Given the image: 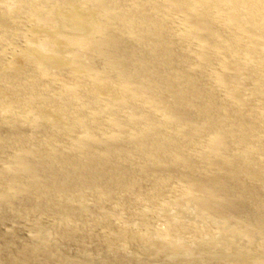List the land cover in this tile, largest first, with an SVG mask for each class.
Masks as SVG:
<instances>
[{"label": "rangeland", "instance_id": "1", "mask_svg": "<svg viewBox=\"0 0 264 264\" xmlns=\"http://www.w3.org/2000/svg\"><path fill=\"white\" fill-rule=\"evenodd\" d=\"M52 1L0 0V264H264V35L252 34V29L264 33L261 18L235 0L223 6L220 0H68L57 7L59 15L53 11L52 25L45 14L55 9L58 0ZM253 1L264 5L263 0ZM68 14L88 24L96 16L108 23V37L120 41L121 52L113 62L103 63L107 72L99 71L102 64L90 60L86 49L65 50L69 62L81 61L83 68L75 70L46 65L33 56V51L54 55L46 37L59 45L86 44L84 35L64 25ZM213 180L220 187L227 183L232 191L225 195L218 188L212 196L205 195L201 187Z\"/></svg>", "mask_w": 264, "mask_h": 264}, {"label": "bare ground", "instance_id": "2", "mask_svg": "<svg viewBox=\"0 0 264 264\" xmlns=\"http://www.w3.org/2000/svg\"><path fill=\"white\" fill-rule=\"evenodd\" d=\"M14 1V0H13ZM18 1V0H17ZM53 1H57V0H53ZM52 1V2H53ZM68 0H58L57 1V5L55 6V9L54 8H51V9H49L48 8V10H46L45 11V14H46V16L49 18V22H50V24H52V23H54V19H53V17H54V15H55V13H56V15H59L58 13H57V7H59V5H61V6H65V4H66V2H67ZM110 1V0H109ZM120 1H123V0H120ZM137 1H139V0H137ZM151 1V0H150ZM156 1V0H155ZM164 1V0H163ZM170 1V0H169ZM222 1V2H221ZM236 2H237V4L238 5H240V8H246V9H250L249 11L250 12H252L251 14H254V16L255 17H257V18H259V20H260V18H261V21L262 22H264V15H262L261 14V12L262 11H264V5L263 6H260V5H262L263 4V2H262V4H260L259 3V5H257L256 4V2L255 1H253V0H248V2L247 1H244V0H235ZM264 1V0H263ZM2 2V1H1ZM7 2V1H6ZM10 2V1H9ZM24 2V1H23ZM37 2H38V0H37ZM40 2V1H39ZM43 2V1H42ZM134 2H135V0H134ZM133 2V3H134ZM140 2V1H139ZM159 2V1H158ZM158 2H156V3H158ZM227 2V0H220V5L221 6H223V4L224 3H226ZM228 2H229V0H228ZM8 3V2H7ZM14 3V2H13ZM34 3V2H33ZM33 3L31 4L32 6H33ZM125 3V2H124ZM152 3H153V0H152ZM166 3V1L164 2V4ZM177 3V2H176ZM9 4V3H8ZM16 4V3H15ZM22 4V3H21ZM25 4V3H24ZM23 4V5H24ZM27 4H29V3H27ZM26 4V5H27ZM41 4V3H40ZM46 4H47V2H46ZM108 4V3H107ZM118 4H119V2H118ZM121 4V3H120ZM141 4V3H140ZM139 4V5H140ZM192 4V3H191ZM17 5H20V4H17ZM45 5V4H44ZM124 5V4H123ZM123 5H121V6H123ZM148 5V4H147ZM152 5V4H151ZM207 5H211V4H207ZM206 5V6H207ZM212 5H213V3H212ZM14 6V5H13ZM12 5H11V7H13ZM28 6V5H27ZM131 6V5H130ZM134 6H135V4H134ZM136 6H138L137 4H136ZM162 6V5H161ZM165 6V5H164ZM180 6V5H179ZM191 6V5H190ZM199 6H201V5H199ZM199 6H197V7H199ZM258 6V7H257ZM29 7V6H28ZM34 7V6H33ZM50 7V6H49ZM105 7H106V5H105ZM124 7V6H123ZM141 7V6H140ZM167 7V6H166ZM172 7H173V5H172ZM228 7V6H227ZM256 7L258 8V10H256ZM21 8H22V6H21ZM43 8H44V6H43ZM109 8V7H108ZM113 8H114V6H113ZM118 8H119V6H118ZM174 8H175V6H174ZM192 8V7H191ZM201 8V7H200ZM209 8H211V7H209ZM217 8V7H216ZM229 8V7H228ZM227 8V9H228ZM16 9H20L19 7L17 8L16 7ZM36 9V8H35ZM38 9V8H37ZM116 9V8H115ZM126 10H128L127 9V7L125 8ZM130 9V8H129ZM131 9H133V7L131 8ZM134 9H136V8H134ZM138 9H139V7H138ZM143 9V8H142ZM176 9H177V7H176ZM176 9H174V10H176ZM224 9V8H223ZM222 9V10H223ZM245 9V10H246ZM22 10V9H21ZM20 10V11H21ZM45 10V9H44ZM100 10L102 11V10H105V8H103V5H101L100 6ZM107 10V9H106ZM212 10V9H211ZM237 10V9H236ZM259 10H261V11H259ZM9 11V10H8ZM11 11V10H10ZM14 11V10H13ZM53 11H55V13L53 12ZM59 11H61V10H59ZM110 11V10H109ZM114 11V10H113ZM132 11V10H131ZM130 11V12H131ZM138 11V10H137ZM173 11V10H172ZM192 11H193V9H192ZM200 11V10H199ZM202 11V10H201ZM206 11V10H205ZM215 11V10H214ZM21 12H23V11H21ZM35 12H36V10H35ZM41 12H42V10H41ZM53 12V13H52ZM62 12H64L63 10H62ZM117 12V11H116ZM116 12H113V14L114 13H116ZM127 12V11H126ZM128 12H129V10H128ZM175 12V11H174ZM203 12V11H202ZM201 12V14H203ZM216 12H217V10H216ZM224 12V11H223ZM222 12V13H223ZM238 12V11H237ZM11 13V12H10ZM16 13V12H15ZM18 13H20V12H18ZM112 13V12H111ZM124 13H125V11H124ZM155 13V12H154ZM180 13V12H179ZM192 13V12H191ZM213 13V12H212ZM26 14V13H25ZM33 14V13H32ZM119 14V13H118ZM132 14V13H131ZM143 14V13H142ZM173 14V13H172ZM176 14V13H175ZM187 14V13H186ZM198 14V13H197ZM211 14V13H210ZM219 14V13H218ZM224 14V13H223ZM21 15V14H20ZM19 15V16H20ZM41 15V14H40ZM44 15V14H43ZM64 15V14H63ZM109 15H110V13H109ZM139 15V14H138ZM154 15V14H153ZM221 15V14H220ZM240 15V14H239ZM22 16V15H21ZM36 16V15H35ZM45 16V15H44ZM66 16V15H65ZM103 16V15H102ZM107 16V15H106ZM112 16V15H111ZM127 16V15H126ZM136 16V15H135ZM140 16V15H139ZM179 16V15H178ZM199 16V15H198ZM222 16V15H221ZM233 16H234V14H233ZM252 16V15H251ZM18 17V16H17ZM23 17V16H22ZM27 17V16H26ZM30 17V16H29ZM120 17V16H119ZM175 17V16H174ZM181 17V16H180ZM184 17V16H183ZM220 17V16H219ZM225 17V16H224ZM227 17V16H226ZM238 17V16H237ZM242 17V16H241ZM1 18V17H0ZM19 18V17H18ZM40 18L42 19V17L40 16ZM105 18V17H104ZM130 18V17H129ZM133 18V17H132ZM142 18V17H141ZM151 18V17H150ZM155 18V17H154ZM176 18V17H175ZM201 18V17H200ZM216 18V17H215ZM222 18H223V16H222ZM17 19V18H16ZM20 19V18H19ZM26 19V18H25ZM93 19V18H92ZM135 19V18H134ZM137 19V18H136ZM140 19V18H139ZM178 19V18H177ZM182 19H184V18H182ZM186 19V18H185ZM190 19V18H189ZM188 19V20H189ZM203 19V18H202ZM207 19V18H206ZM221 19V18H220ZM226 19V18H225ZM243 19H244V17H243ZM43 20V19H42ZM60 20H62V19H60ZM83 20H84V18H83ZM110 20V19H109ZM128 20V19H127ZM131 20V19H130ZM129 20V21H130ZM152 20H154V19H152ZM156 20V19H155ZM197 20V19H196ZM223 20H224V18H223ZM24 19H23V23H24ZM114 21H115V19H114ZM124 21V20H123ZM126 21V20H125ZM146 21V20H145ZM144 21V22H145ZM148 21V20H147ZM151 20H149V22H150ZM184 21H186V20H184ZM193 21H195V20H193ZM199 21V20H198ZM205 21V20H204ZM209 21V20H208ZM222 21V20H221ZM22 22V21H21ZM45 22V21H44ZM58 22H60V21H58ZM111 22V21H110ZM132 22H133V20H132ZM135 22H137L136 20H135ZM140 22V21H139ZM142 22V21H141ZM158 22V21H157ZM189 22V21H188ZM197 22V21H196ZM47 23V22H46ZM65 24L64 25H66L70 30H73V32L75 31V32H77V33H80V34H82V36L84 35L86 38H87V40H86V44L83 46L82 44L83 43H80L79 41H70V42H66V43H64L63 45H59V44H57V42L55 41V40H53V39H51L50 37H46V41H47V43H48V45L53 49V52H55L54 53V55L53 56H47V55H45L46 53H47V51H46V53L45 54H43V53H39V52H35V51H33V48H32V50L31 51H33L34 52V54H33V56H35L36 57V59H38V60H40V62H42V63H44V64H50V65H52L53 67H55V66H57V67H59V68H61V67H65V68H73L74 70L76 69L75 67H79L80 69L81 68H83V66H80V64H79V61L77 60V59H74V60H72V61H68L66 58H65V50L66 49H68V48H76L77 50H75V52L76 51H79L80 53H82V51H84V49H86L85 51H87V52H90L89 54H88V56H89V59L91 60V59H93L94 61H96V62H98L99 64H102L101 66V68H100V70L97 68L96 70H99V71H101L102 72V70L104 71V72H107L106 70L107 69H109V67H107L106 65L104 66V64L103 63H105L106 62V64H107V61H109L110 63H111V61L113 62L114 61V59H112V58H114L115 57V55H116V52H121V51H119L120 49H121V45L119 44L120 43V41L118 42V41H111V39L108 37L109 35V33H108V27H107V25H108V23H107V25H106V23L104 22V21H102L100 18H98L97 16L93 19V20H89V24H88V22L86 21V22H83L82 20H80L79 18H77L76 17V15H72V14H68L67 16H66V18H65V22H64ZM86 23V24H85ZM138 23V22H137ZM148 23V22H147ZM154 23V22H153ZM161 23V22H160ZM163 23V22H162ZM190 23H192V21L190 22ZM195 23V22H194ZM253 23V22H252ZM22 24V23H21ZM42 24H43V22H42ZM59 24V23H58ZM112 24V23H111ZM125 24V23H124ZM128 24H129V22H128ZM134 24V23H133ZM136 24V23H135ZM139 24H141V23H139ZM148 24H150V23H148ZM165 24V23H164ZM184 24V23H183ZM199 24H201V22H199ZM204 24V23H203ZM208 24V23H207ZM206 24V25H207ZM47 25V24H46ZM53 25V24H52ZM143 25V24H142ZM145 25V24H144ZM192 25V24H191ZM194 25H196V24H194ZM202 25V24H201ZM221 25V24H220ZM222 25H223V23H222ZM221 25V26H222ZM21 26V25H20ZM141 26V25H140ZM150 26V25H149ZM153 26V25H152ZM151 26V27H152ZM156 26V25H155ZM154 26V27H155ZM200 26V25H199ZM204 26V25H203ZM236 26V25H235ZM238 26V25H237ZM9 27V26H8ZM23 27V26H22ZM115 27H116V25H115ZM131 27H133V26H131ZM139 27V26H138ZM143 27V26H142ZM141 27V28H142ZM146 27V26H145ZM157 27V26H156ZM161 27V26H160ZM181 27V26H180ZM191 27V26H190ZM205 27H207V26H205ZM254 27V26H253ZM17 28V27H16ZM20 28V27H19ZM59 28V27H58ZM113 28V27H112ZM224 28V27H223ZM239 28V27H238ZM237 28V29H238ZM264 28V27H263ZM67 29V28H66ZM128 29V28H127ZM147 29V28H146ZM149 29H150V27H149ZM162 29V28H161ZM165 29V28H164ZM194 29V28H193ZM208 29V28H207ZM24 30V29H23ZM61 30V29H60ZM119 30V29H118ZM131 30V29H130ZM133 30V29H132ZM160 30V29H159ZM166 30V29H165ZM164 30V31H165ZM185 30V29H184ZM191 30V29H190ZM209 30V29H208ZM222 30V29H221ZM233 30H234V27H233ZM243 30V29H242ZM253 30V32H252V34L254 33V34H256V33H258V35H264V33H261V32H259V30H257V29H252ZM113 31V30H112ZM150 31H152V29H150ZM167 31V30H166ZM165 31V32H166ZM171 31V30H170ZM180 31V30H179ZM204 31V30H203ZM210 31V30H209ZM211 31H213V30H211ZM244 31V30H243ZM242 31V32H243ZM61 32V31H60ZM114 32V31H113ZM117 32V31H116ZM128 32H129V30H128ZM147 32V31H146ZM182 32V31H181ZM233 32V31H232ZM246 32V31H245ZM244 32V33H245ZM248 32V31H247ZM63 33V32H62ZM124 33V32H123ZM136 33V32H135ZM144 33V32H143ZM159 33V32H158ZM171 33V32H170ZM169 33V34H170ZM203 33V32H202ZM240 33H241V31H240ZM118 34H119V32H118ZM147 34V33H146ZM153 34V33H152ZM151 34V36H153ZM155 34V33H154ZM167 34V33H166ZM169 34L167 35V36H169ZM182 34V33H181ZM211 34V33H210ZM218 34V33H217ZM247 34V33H246ZM249 34V33H248ZM251 34V35H252ZM37 35V34H36ZM76 35V34H75ZM120 35V34H119ZM122 35V34H121ZM120 35V36H121ZM124 35V34H123ZM127 35H129V33L127 34ZM141 35V34H140ZM139 35V36H140ZM204 35V34H203ZM214 35V34H213ZM235 35H237V34H235ZM257 35V34H256ZM33 36V35H32ZM40 36V35H39ZM176 36H178L177 34H176ZM181 36V35H180ZM221 36V35H220ZM220 36H219V38H220ZM241 36H242V34H241ZM254 36V35H253ZM117 37V36H116ZM146 37V36H145ZM165 37V36H164ZM170 37V36H169ZM186 37V36H185ZM191 37V36H190ZM205 37H206V35H205ZM247 37V36H246ZM252 37V36H251ZM257 37V36H256ZM37 38V37H36ZM126 38H127V36H126ZM136 38V37H135ZM139 38V37H138ZM152 38V37H151ZM160 38V37H159ZM182 38H183V35H182ZM187 38V37H186ZM203 38V37H202ZM202 38H201V41H203L202 40ZM211 38V37H210ZM217 38V37H216ZM245 38V37H244ZM42 39H43V37H42ZM128 39V38H127ZM130 39V38H129ZM128 39V40H129ZM145 39V38H144ZM155 39V38H154ZM158 39V38H157ZM164 39V38H163ZM169 39V38H168ZM177 39V38H176ZM191 39H193V38H191ZM204 39V38H203ZM206 39H208V37L206 38ZM247 39V38H246ZM260 39V38H259ZM15 40V39H14ZM135 40V39H134ZM159 40V39H158ZM178 40V39H177ZM184 40H185V38H184ZM195 40V39H194ZM198 40V39H197ZM209 40V39H208ZM207 40V41H208ZM220 40V39H219ZM239 40H240V38H239ZM239 40H238V42H239ZM30 41V40H29ZM83 41H85V40H83ZM142 41V40H141ZM149 41H150V39H149ZM152 41V40H151ZM150 41V42H151ZM154 41V40H153ZM161 41V40H160ZM165 41V40H164ZM179 41V40H178ZM180 41H181V39H180ZM183 41V40H182ZM187 41V40H186ZM190 41V40H189ZM212 41V40H211ZM225 41V40H224ZM241 41V40H240ZM251 41V40H250ZM250 41H248V43L250 42ZM261 41V40H260ZM17 42V41H16ZM131 42V41H130ZM140 42V41H139ZM166 42H167V40H166ZM192 42H194V41H192ZM210 42V41H209ZM219 42V41H218ZM237 42V41H236ZM252 42V41H251ZM14 43V42H13ZM27 43H30V42H27ZM33 43V42H32ZM44 43V42H43ZM128 43V42H127ZM142 43V42H141ZM147 43V42H146ZM145 43V44H146ZM157 43V42H156ZM189 43V42H188ZM200 43V42H199ZM206 43V42H205ZM204 43V44H205ZM219 43H221V42H219ZM223 43V42H222ZM15 44V43H14ZM36 44V43H35ZM45 44V43H44ZM126 44V43H125ZM150 44H152V43H150ZM178 44V43H177ZM185 44V43H184ZM197 43H195V45H196ZM210 44V43H209ZM240 44V43H239ZM250 44V43H249ZM13 45V44H12ZM16 45V44H15ZM14 45V46H15ZM22 45V44H21ZM33 45H34V43H33ZM142 45V44H141ZM165 45H167V44H165ZM192 45V44H191ZM225 45V44H224ZM223 45V46H224ZM246 45V44H245ZM263 45V44H262ZM13 46V47H14ZM20 46V45H19ZM18 46V47H19ZM25 46V45H24ZM27 46V45H26ZM71 46V47H70ZM130 46V45H129ZM146 46V45H145ZM157 46V45H156ZM180 46V45H179ZM192 46H194V45H192ZM199 46H200V44H199ZM201 46H202V44H201ZM221 46H222V44H221ZM254 46H255V44H254ZM256 46H257V43H256ZM6 47V46H5ZM29 47V46H28ZM37 47V46H36ZM40 47V46H39ZM123 47H125V46H123ZM151 47V46H150ZM190 47V46H189ZM258 47V46H257ZM17 48V47H16ZM19 48H21V47H19ZM74 48V49H75ZM129 48V47H128ZM133 48H135V47H133ZM152 48V47H151ZM174 48V47H173ZM196 48H197V46H196ZM223 48V47H222ZM245 48V47H244ZM14 49V48H13ZM25 49V48H24ZM27 49V48H26ZM36 49V48H35ZM40 49H42V48H40ZM138 49V48H137ZM158 49V48H157ZM165 49V48H164ZM163 49V50H164ZM168 49V48H167ZM189 49H192V48H189ZM194 49V48H193ZM198 49V48H197ZM200 49V48H199ZM202 49V48H201ZM224 49V48H223ZM229 49V48H228ZM258 49H259V47H258ZM257 49V50H258ZM5 50V49H4ZM22 50V49H21ZM29 50H30V47H29ZM124 50V49H123ZM149 50V49H148ZM155 50H156V48H155ZM182 50V49H181ZM188 50V49H187ZM205 50V49H204ZM9 51V50H8ZM43 51V50H42ZM84 51V52H85ZM191 51V50H190ZM197 51H199V50H197ZM248 51V50H247ZM250 51V50H249ZM255 51V50H254ZM3 52V51H2ZM12 52H13V50H12ZM20 52V51H19ZM23 52V51H22ZM25 52V51H24ZM27 52V51H26ZM134 52V51H133ZM156 52V51H155ZM166 52V51H165ZM169 52V51H168ZM193 52V51H192ZM252 52V51H251ZM258 52V51H257ZM4 53V52H3ZM14 53V52H13ZM31 53V52H30ZM103 53H106L107 54V56L106 55H104ZM146 53V52H145ZM163 53V52H162ZM194 53V52H193ZM200 53H201V51H200ZM0 54H1V52H0ZM7 54V53H6ZM8 54H10V53H8ZM27 54V53H26ZM53 54V53H52ZM51 54V55H52ZM130 54V53H129ZM142 54V53H141ZM187 54V53H186ZM196 54H198V53H196ZM204 54V53H203ZM229 54V53H228ZM233 54V53H232ZM264 54V53H263ZM3 55V54H2ZM5 55V54H4ZM19 55V54H18ZM28 55V54H27ZM74 55V54H73ZM119 55V54H118ZM173 55V54H172ZM190 55V54H189ZM188 55V56H189ZM259 55H260V53H259ZM16 56V55H15ZM20 56V55H19ZM19 56H18V58H19ZM29 56V55H28ZM32 56V57H33ZM120 56V55H119ZM141 56V55H140ZM165 56V55H164ZM229 56H231V54L229 55ZM3 57V56H2ZM7 57V56H6ZM10 57V56H9ZM13 57V56H12ZM21 58H22V56H20ZM73 57V56H72ZM75 57V56H74ZM129 57V56H128ZM138 57V56H137ZM159 57V56H158ZM232 57V56H231ZM81 58V57H80ZM85 58V57H84ZM126 58V57H125ZM133 58V57H132ZM165 58V57H164ZM230 58V57H229ZM228 58V59H229ZM250 58V57H249ZM257 58V57H256ZM1 59V58H0ZM28 59V58H27ZM34 59V58H33ZM68 59H69V57H68ZM120 59V58H119ZM231 59V58H230ZM252 59H254L253 57H252ZM261 60H262V58H260ZM12 60V59H11ZM31 60V59H30ZM83 60V59H82ZM120 60H122V59H120ZM126 60V59H125ZM145 60V59H144ZM158 60H160V59H158ZM181 60V59H180ZM256 60V59H255ZM16 62H17V60H15ZM20 61V60H19ZM28 61V60H27ZM33 61V60H32ZM31 61V62H32ZM34 61H36V60H34ZM84 61V60H83ZM131 62L133 61V59H131L130 60ZM228 61V60H227ZM259 61V60H258ZM257 61V62H258ZM263 61V60H262ZM39 62V61H38ZM81 62V61H80ZM86 62H87V60H86ZM85 62V63H86ZM155 62V61H154ZM158 62V61H157ZM247 62V61H246ZM7 63V62H6ZM9 63V62H8ZM37 63V62H36ZM36 63H34V65L36 64ZM109 63V64H110ZM115 63V62H114ZM113 63V64H114ZM120 63V62H119ZM122 63V62H121ZM133 63V62H132ZM131 63V64H132ZM148 63V62H147ZM152 63V62H151ZM259 63V62H258ZM264 63V62H263ZM4 64H5V62H4ZM30 64V63H29ZM82 64V63H81ZM122 64H124V62L122 63ZM129 64V63H128ZM172 64V63H171ZM9 65V64H8ZM15 65V64H14ZM18 65V64H17ZM33 65V66H34ZM43 65V64H42ZM85 65V64H84ZM91 64H89V66H90ZM92 65H93V62H92ZM95 65V64H94ZM112 65V64H111ZM121 65V64H120ZM143 65H145V64H143ZM262 65V64H261ZM137 66V65H136ZM167 66V65H166ZM4 67V66H3ZM20 67V66H19ZM38 67H40V65L38 66ZM50 67V66H49ZM86 67H88L87 65H86ZM85 67V68H86ZM91 67V66H90ZM98 67V66H97ZM107 67V68H106ZM176 67H179V66H176ZM183 67H185V66H183ZM188 67V66H187ZM6 68H8V67H6ZM35 68V67H34ZM89 68V67H88ZM122 68V67H121ZM127 68V67H126ZM129 68V67H128ZM128 68H127V70H128ZM133 68V67H132ZM139 68H140V66H139ZM143 68V67H142ZM174 68V67H173ZM257 68V67H256ZM39 69V68H38ZM68 69V70H69ZM119 69V68H118ZM130 69V68H129ZM149 69H150V67H149ZM263 69V68H262ZM261 69V70H262ZM1 70H4V69H1ZM0 70V71H1ZM9 70H11V69H9ZM30 70H33V68H30ZM62 70V69H61ZM67 70V69H66ZM65 70V71H66ZM67 70V71H68ZM72 70V69H71ZM85 70H87V69H85ZM125 70V69H124ZM126 70V71H127ZM164 70V69H163ZM7 71V70H6ZM27 71V70H26ZM29 71V70H28ZM63 71V70H62ZM121 71H123V70H121ZM129 71H132V70H129ZM140 71V70H139ZM143 71V70H142ZM147 71V70H146ZM150 71V70H149ZM160 71V70H159ZM72 72V71H71ZM76 72V71H75ZM84 72V71H83ZM92 72H93V70H92ZM98 72V71H97ZM112 72V71H111ZM254 72H255V70H254ZM258 72H260V71H258ZM30 73V72H29ZM37 73V72H36ZM39 73V72H38ZM70 73V72H69ZM68 73V74H69ZM146 73V72H145ZM149 73V72H148ZM5 74V73H4ZM16 74V73H15ZM17 74H18V72H17ZM16 74V75H17ZM80 74H82V73H80ZM106 76H107V74L106 73H104ZM115 74V73H114ZM119 74H121V72L119 73ZM127 74V73H126ZM175 74V73H174ZM2 75V74H1ZM34 75V74H33ZM37 75H39V74H37ZM84 75V74H83ZM87 75V74H86ZM133 76H135V75H139L138 74V72L137 73H135V75L134 74H132ZM142 75V74H141ZM145 75V74H144ZM153 75V74H152ZM12 76V75H11ZM32 76V75H31ZM48 76V75H47ZM70 76V75H69ZM79 76V75H78ZM85 76V75H84ZM97 76H99L98 74H97ZM101 76V75H100ZM113 76H115V75H113ZM130 76V75H129ZM159 76V75H158ZM157 76V77H158ZM87 77H89V76H87ZM96 77V76H95ZM95 77H94V79H95ZM110 77H112V76H110ZM141 77V76H140ZM145 77V76H144ZM175 77V76H174ZM24 78V77H23ZM47 78V77H46ZM65 78V77H64ZM70 78V77H69ZM100 78V77H99ZM104 78V77H103ZM108 78V77H107ZM127 78H128V76H127ZM147 78V77H146ZM149 78V77H148ZM177 78V77H176ZM175 78V79H176ZM251 78V77H250ZM249 78V79H250ZM13 79H14V77H13ZM29 79V78H28ZM34 79V78H33ZM32 79V80H33ZM85 79H86V77H85ZM97 80H98V78H96ZM105 79V78H104ZM110 79V78H109ZM113 79V78H112ZM116 79V78H115ZM120 79V78H119ZM125 79V78H124ZM130 79H132V78H130ZM134 79V78H133ZM132 79V80H133ZM154 79V78H153ZM152 79V80H153ZM193 79V78H192ZM30 80V79H29ZM72 80V79H71ZM108 80V79H107ZM139 80V79H138ZM144 80V79H143ZM142 80V81H143ZM146 80V79H145ZM144 80V81H145ZM170 80V79H169ZM1 81V80H0ZM4 81H6V80H4ZM35 81V80H34ZM60 81V80H59ZM76 81V80H75ZM78 81H80V80H78ZM91 81V80H90ZM105 81V80H104ZM149 81V80H148ZM175 81V80H174ZM9 82V81H8ZM24 82H25V80H24ZM47 82V81H46ZM69 82V81H68ZM71 82V81H70ZM69 82V83H70ZM92 82V81H91ZM110 82V81H109ZM116 82V81H115ZM114 82V83H115ZM134 82V81H133ZM139 82H140V80H139ZM139 82H138V84H139ZM146 82V81H145ZM152 82V81H151ZM50 83V82H49ZM67 83V82H66ZM73 83H74V81H73ZM99 83V82H98ZM100 83H101V81H100ZM105 83H106V81H105ZM112 83V85H113V82H111ZM126 83H128V82H126ZM131 83V82H130ZM150 83V82H149ZM158 83V82H157ZM179 83V82H178ZM37 84H38V82H37ZM106 84H108V83H106ZM116 84V83H115ZM119 84V83H118ZM120 84H121V82H120ZM124 84V83H123ZM135 84V83H134ZM134 84H132V85H134ZM141 84V83H140ZM1 85V84H0ZM3 85V84H2ZM11 85V84H10ZM39 85V84H38ZM52 85H53V82H52ZM52 85H49V86H52ZM60 85V84H59ZM62 85V84H61ZM64 85V84H63ZM89 85V84H88ZM111 85V86H112ZM28 86V85H27ZM45 86H46V84H45ZM71 86V85H70ZM69 86V87H70ZM78 86V85H77ZM80 86V85H79ZM78 86V87H79ZM99 86H100V84H99ZM146 86V85H145ZM148 86V85H147ZM161 86V85H160ZM179 86V85H178ZM184 86V85H183ZM39 87V86H38ZM57 87V86H56ZM113 87V86H112ZM111 87V88H112ZM121 87V86H120ZM130 87V86H129ZM132 87V86H131ZM135 87V86H134ZM138 87V86H137ZM154 87H155V85L153 86V88H151V89H154ZM169 87V86H168ZM182 87V86H181ZM6 88V87H5ZM36 88V87H35ZM43 88H44V86H43ZM67 88V87H66ZM93 88V87H92ZM98 88V87H97ZM100 88V87H99ZM98 88V89H99ZM103 88V87H102ZM116 88V87H115ZM118 88H119V86H118ZM140 88V87H139ZM143 88H145V87H143ZM149 88V87H148ZM177 88V87H176ZM11 89V88H10ZM33 89V88H32ZM40 89H41V87H40ZM48 89V88H47ZM70 89V88H69ZM79 89V88H78ZM89 89H90V87H89ZM107 89H109V88H107ZM113 89V88H112ZM130 89V88H129ZM146 89V88H145ZM157 89V88H156ZM162 89V88H161ZM12 90H13V88H12ZM11 90V91H12ZM38 90V89H37ZM56 90V89H55ZM60 90V89H59ZM65 90V89H64ZM63 90V91H64ZM74 90V89H73ZM84 90H86V88L84 89ZM83 90V91H84ZM93 90V89H92ZM106 90V89H105ZM115 90V89H114ZM168 90V89H167ZM10 91V90H9ZM35 90H33V92H34ZM49 91H50V89H49ZM58 91V90H57ZM72 91V90H71ZM75 91V90H74ZM77 91H79V90H77ZM94 91V90H93ZM135 91V90H134ZM133 91V92H134ZM145 91V90H144ZM151 91V90H150ZM160 91V90H159ZM177 91V90H176ZM40 92H41V90H40ZM54 92V91H53ZM59 92H62V91H59ZM65 92V91H64ZM97 92V91H96ZM95 92V93H96ZM99 92H100V90H99ZM122 92V91H121ZM126 92V91H125ZM125 92H124V94H125ZM132 92V91H131ZM132 92V93H133ZM137 92V91H136ZM147 92V91H146ZM153 92V91H152ZM181 92H182V90H181ZM180 92V93H181ZM76 93V92H75ZM74 93V94H75ZM88 93V92H87ZM90 93V92H89ZM116 93V92H115ZM119 93V92H118ZM123 93V92H122ZM143 93V92H142ZM186 92H184V94H185ZM188 93V92H187ZM186 93V94H187ZM34 94V93H33ZM55 94V93H54ZM79 94V93H78ZM81 94V93H80ZM123 94V95H124ZM130 93H128V95H129ZM134 94V93H133ZM136 94V93H135ZM134 94V95H135ZM146 94V93H145ZM183 94V93H182ZM31 95V94H30ZM45 95V94H44ZM57 95V94H56ZM71 95V94H70ZM98 95V94H97ZM103 95V94H102ZM115 95V94H114ZM117 95V94H116ZM143 95V94H142ZM38 96H40V95H38ZM46 96V95H45ZM59 96V95H58ZM66 96V95H65ZM80 96V95H79ZM105 96V95H104ZM153 96V95H152ZM76 97V96H75ZM78 97V96H77ZM99 97H100V95H99ZM106 97H108V96H106ZM105 97V98H106ZM120 97V96H119ZM132 97V96H131ZM139 97H141V96H139ZM145 97V96H144ZM151 97V96H150ZM154 97V96H153ZM162 97V96H161ZM164 97H165V95H164ZM225 97H226V95H225ZM225 97H223V98H225ZM42 98V97H41ZM90 98V97H89ZM94 98V97H93ZM124 98H125V96H124ZM127 98V97H126ZM129 98H130V96H129ZM135 98H137V95H135ZM143 98V97H142ZM147 98V97H146ZM173 98V97H172ZM178 98V97H177ZM177 98H176V100H177ZM182 98V97H181ZM185 98V97H184ZM39 99V98H38ZM53 99V98H52ZM69 99V98H68ZM96 99H97V97H96ZM101 99V98H100ZM110 99H113V97L112 98H110ZM110 99H108V100H110ZM119 99V98H118ZM123 99V98H122ZM132 99V98H131ZM131 99H130V101H131ZM150 99V98H149ZM165 99V98H164ZM174 99H175V97H174ZM40 100V99H39ZM51 100V99H50ZM65 100V99H64ZM70 100H72V99H70ZM78 100H79V98H78ZM77 100V101H78ZM84 100V99H83ZM87 100V99H86ZM94 100H95V98H94ZM98 100V99H97ZM102 100V99H101ZM141 100V99H140ZM73 101H74V99H73ZM73 101H71V102H73ZM82 101V100H81ZM99 101V100H98ZM107 101V100H106ZM113 101V100H112ZM111 101V102H112ZM116 101V100H115ZM121 101V100H120ZM119 101V102H120ZM125 101V100H124ZM133 101V100H132ZM138 101V100H137ZM165 101V100H164ZM171 101V100H170ZM169 101V102H170ZM64 102V101H63ZM84 102V101H83ZM97 102V101H96ZM100 102V101H99ZM104 102V101H103ZM102 102V103H103ZM140 102H143L142 100L140 101ZM43 103V102H42ZM50 103V102H49ZM91 103V102H90ZM136 103V102H135ZM144 103H145V101H144ZM144 103H143V105H144ZM150 103V102H149ZM154 103V102H153ZM44 104V103H43ZM71 104V103H70ZM92 104V103H91ZM141 104V103H140ZM146 104V103H145ZM156 104V103H155ZM183 104H184V102H183ZM55 105V104H54ZM58 105V104H57ZM59 105H61V104H59ZM109 105H110V103H109ZM122 105H124V103L122 104ZM133 105H134V103H133ZM173 105H175V103L173 104ZM178 105V104H177ZM50 106H52V105H50ZM75 106H76V103H75ZM81 106H82V104H81ZM84 106V105H83ZM91 106V105H90ZM96 106V105H95ZM105 106V105H104ZM111 106V105H110ZM137 106V105H136ZM140 106V105H139ZM147 106V105H146ZM176 106V105H175ZM186 106H188V105H186ZM58 107V106H57ZM72 107H73V105H72ZM77 107V106H76ZM80 107V106H79ZM94 107V106H93ZM113 107H115V106H113ZM118 107V106H117ZM116 107V108H117ZM145 107V106H144ZM153 107V106H152ZM157 107V106H156ZM165 107H166V104H165ZM178 107V106H177ZM176 107V108H177ZM183 107V106H182ZM50 108V107H49ZM55 108V107H54ZM64 108V107H63ZM87 108V107H86ZM101 108V107H100ZM104 108V107H103ZM146 108V107H145ZM149 108V107H148ZM160 108V107H159ZM185 108V107H184ZM189 108V107H188ZM51 109H52V107H51ZM75 109V108H74ZM80 109V108H79ZM83 109V108H82ZM109 109V108H108ZM119 109V108H118ZM121 109V108H120ZM124 109H125V107H124ZM142 109V108H141ZM153 109V108H152ZM165 109V108H164ZM179 109V108H178ZM181 109V108H180ZM187 109V108H186ZM190 109V108H189ZM33 110V109H32ZM64 110V109H63ZM92 110V109H91ZM111 110H113V109H111ZM169 110H170V108H169ZM174 110V109H173ZM172 110V111H173ZM185 110V109H184ZM184 110H183V112H184ZM53 111V110H52ZM70 111V110H69ZM80 111V110H79ZM96 111V110H95ZM102 111V110H101ZM109 111V110H108ZM126 111V110H125ZM131 111V110H130ZM133 111V110H132ZM149 111V110H148ZM155 111V110H154ZM154 111H152V112H154ZM157 111V110H156ZM161 111V110H160ZM178 111V110H177ZM58 112V111H57ZM61 112V111H60ZM74 112V111H73ZM72 112V113H73ZM81 112H82V110H81ZM107 112V111H106ZM111 112V111H110ZM116 112V111H115ZM117 112H119V111H117ZM129 112V111H128ZM151 112V113H152ZM162 112H164V111H162ZM166 112V111H165ZM174 112H175V110H174ZM182 111H180L179 113H181ZM59 113V112H58ZM66 113V112H65ZM137 113V112H136ZM143 113H144V111H143ZM173 113V112H172ZM28 114V113H27ZM31 114H33V113H31ZM60 114V113H59ZM62 114V113H61ZM67 114V113H66ZM77 114V113H76ZM102 114V113H101ZM106 114V113H105ZM113 114V113H112ZM119 114V113H118ZM148 114V113H147ZM65 115V114H64ZM72 115V114H71ZM70 115V116H71ZM73 115H74V113H73ZM88 115V114H87ZM90 115V114H89ZM92 115H94L93 113H92ZM114 115V114H113ZM116 115V114H115ZM114 115V116H115ZM130 115V114H129ZM141 115H143V114H141ZM140 115V116H141ZM156 115V114H155ZM177 115H179V114H177ZM32 116V115H31ZM35 116H36V113H35ZM34 116V117H35ZM132 116V115H131ZM169 116V115H168ZM167 116V117H168ZM180 116V115H179ZM33 117V118H34ZM37 117V116H36ZM92 117V116H91ZM105 117V116H104ZM108 117V116H107ZM113 117V116H112ZM116 117V116H115ZM115 117H113L114 119H115ZM122 117V116H121ZM130 117V116H129ZM142 117V116H141ZM140 117V118H141ZM173 117V116H172ZM175 117V116H174ZM32 118V117H31ZM65 118V117H64ZM87 118H88V116H87ZM94 118V117H93ZM98 118H100V117H98ZM110 118V117H109ZM108 118V119H109ZM120 118V117H119ZM124 118V117H123ZM137 118V117H136ZM154 118V117H153ZM156 118V117H155ZM154 118V119H155ZM36 119H38V118H36ZM101 119H103V118H101ZM101 119H100V122H101ZM107 119V118H106ZM135 119V118H134ZM152 119V118H151ZM154 119H152V120H154ZM165 119V118H164ZM182 119H183V117H182ZM28 120V119H27ZM30 120V119H29ZM35 120V119H34ZM94 120H95V118H94ZM115 120H117V119H115ZM143 120V119H142ZM150 120V119H149ZM152 120H150V122L152 121ZM168 120H170V119H168ZM172 120V119H171ZM119 121V120H118ZM122 121V120H121ZM127 121V120H126ZM139 121H141L140 119H139ZM138 121V122H139ZM167 121V120H166ZM1 122V121H0ZM86 122V121H85ZM97 122V121H96ZM107 122V121H106ZM116 122V121H115ZM115 122H113L114 124H115ZM128 122V121H127ZM143 122V121H142ZM155 122V121H154ZM161 122V121H160ZM16 123V122H15ZM15 123H13V124H15ZM26 123V122H25ZM33 123V122H32ZM31 123V124H32ZM109 123V122H108ZM112 123V124H113ZM123 123V122H122ZM171 123H173V120H172V122ZM99 124H101V123H99ZM129 124H130V121H129ZM144 124V123H143ZM149 124V123H148ZM183 124V123H182ZM19 125V124H18ZM92 125H94V124H92ZM106 125V124H105ZM118 125V124H117ZM120 125H121V123H120ZM124 125H126V124H124ZM128 125V124H127ZM126 125V126H127ZM132 125V124H131ZM134 125V124H133ZM139 125V124H138ZM137 125V126H138ZM145 125V124H144ZM172 125V124H171ZM174 125H175V123H174ZM13 126V125H12ZM21 126V125H20ZM19 126V127H20ZM26 126V125H25ZM33 126V125H32ZM31 126V127H32ZM37 126H39V124L37 125ZM91 126V125H90ZM95 126V125H94ZM98 126V125H97ZM103 126V125H102ZM109 126V125H108ZM107 126V127H108ZM130 126V125H129ZM142 126V125H141ZM147 126V125H146ZM167 126H168V121H167ZM170 126V125H169ZM104 127V126H103ZM103 127H101V128H103ZM111 127H113V126H111ZM116 127V126H115ZM123 127V126H122ZM148 127H150V126H148ZM164 127V126H163ZM173 127V126H172ZM18 128V127H17ZM37 128V127H36ZM98 128V127H97ZM119 128V127H118ZM127 128V127H126ZM135 128V127H134ZM138 128V127H137ZM158 128V127H157ZM156 128V129H157ZM175 128V127H174ZM173 128V129H174ZM178 128V127H177ZM187 128H189V127H187ZM1 129V128H0ZM19 129V128H18ZM92 129V128H91ZM113 129H114V127H113ZM140 129V128H139ZM169 129V128H168ZM185 129V128H184ZM20 130V129H19ZM29 131H30V129H28ZM90 130V129H89ZM110 130V129H109ZM109 130H108V133L109 134H111L110 132H109ZM141 130V129H140ZM178 130V129H177ZM3 131V130H2ZM17 131V130H16ZM26 131V130H25ZM36 131V130H35ZM98 131V130H97ZM112 131H114V130H112ZM122 131V130H121ZM127 131H128V129H127ZM131 131V130H130ZM152 131H154V129H152ZM157 131V130H156ZM162 131H163V129H162ZM166 131V130H165ZM175 131V130H174ZM31 132V131H30ZM123 132V131H122ZM137 132V131H136ZM141 132V131H140ZM145 132H146V130H145ZM150 132V131H149ZM148 132V133H149ZM171 132V131H170ZM192 132V131H191ZM17 132H15V134H16ZM21 133V132H20ZM35 133V132H34ZM93 133V132H92ZM96 133V132H95ZM115 133H116V130H115ZM114 133V134H115ZM130 133V132H129ZM134 133V132H133ZM138 133V132H137ZM147 133V132H146ZM152 133V132H151ZM173 133V132H172ZM188 133V132H187ZM198 133V132H197ZM196 133V134H197ZM6 134V133H5ZM97 134V133H96ZM102 134V133H101ZM117 134H119V133H117ZM136 134V133H135ZM139 134V133H138ZM164 134V133H163ZM169 134V133H168ZM167 133H166V135H168ZM201 134V133H200ZM22 135V134H21ZM45 135V134H44ZM147 135V134H146ZM160 135V134H159ZM165 135V134H164ZM163 135V136H164ZM171 135V134H170ZM199 135V134H198ZM197 135V136H198ZM14 136V135H13ZM46 136V135H45ZM97 136V135H96ZM102 136V135H101ZM113 136V135H112ZM115 136V135H114ZM117 136V135H116ZM139 136H141V135H137V137H139ZM144 136V135H143ZM153 136V135H152ZM151 136V137H152ZM169 136V135H168ZM179 136V135H178ZM200 136H202V135H200ZM41 137V136H40ZM86 137V136H85ZM93 137V136H92ZM105 137V136H104ZM155 137V136H154ZM159 137V136H158ZM177 137V136H176ZM13 138V137H12ZM15 138V137H14ZM13 138V139H14ZM90 138V137H89ZM96 138V137H95ZM94 138V139H95ZM118 138V137H117ZM140 138V137H139ZM145 137H143V139H144ZM163 138H165V137H163ZM51 139V138H50ZM65 139V138H64ZM99 139H101V138H99ZM118 139H120V138H118ZM143 139H141V140H143ZM157 139V138H156ZM159 139V138H158ZM157 139V140H158ZM161 139V138H160ZM205 139V138H204ZM263 139V138H262ZM17 140V139H16ZM19 140V139H18ZM18 140H17V142H18ZM53 140V139H52ZM70 140V139H69ZM91 140V139H90ZM130 140V139H129ZM146 140V139H145ZM145 140H143V141H145ZM150 140V139H149ZM202 140V139H201ZM231 140V139H230ZM234 140V139H233ZM44 141V140H43ZM58 141V140H57ZM86 141V140H85ZM89 141V140H88ZM98 141V140H97ZM119 141V140H118ZM122 141V140H121ZM142 141V142H143ZM154 141V140H153ZM160 141V140H159ZM248 141V140H247ZM49 142V141H48ZM82 142V141H81ZM95 142V141H94ZM124 142V141H123ZM141 142V141H140ZM152 142V141H151ZM51 143V142H50ZM86 143V142H85ZM205 143V142H204ZM225 143H227V142H225ZM229 144L231 143L230 141L228 142ZM10 144H11V142H10ZM79 144V143H78ZM236 144H238V143H236ZM245 144H248L247 142L245 143ZM16 145V144H15ZM54 145V144H53ZM59 145V144H58ZM57 145V146H58ZM75 145V144H74ZM222 145H224V144H222ZM231 145V144H230ZM241 145V144H240ZM17 146V145H16ZM27 146V145H26ZM76 146H77V144H76ZM172 146V145H171ZM170 146V147H171ZM206 146V145H205ZM236 146V145H235ZM238 146V145H237ZM236 146V147H237ZM243 146H245L244 144H243ZM20 147V146H19ZM75 147V146H74ZM81 148V146H78V148ZM213 147V146H212ZM217 147H221V144H220V146L218 145ZM246 147V146H245ZM254 147V146H253ZM38 148V147H37ZM56 148V147H55ZM172 148V147H171ZM223 148H225V147H223ZM230 148V147H229ZM233 148V147H232ZM231 148V149H232ZM27 149V148H26ZM69 149V148H68ZM74 149V148H73ZM87 149V148H86ZM208 149V148H207ZM221 149V148H220ZM234 149H236V148H234ZM234 149H232V151L234 150ZM29 150V149H28ZM35 150H37V149H35ZM210 149H208V152H210L209 151ZM212 150V149H211ZM245 150H248V148L247 149H245ZM256 150H257V148H256ZM32 151V150H31ZM30 151V152H31ZM49 151V150H48ZM86 151V150H85ZM170 151V150H169ZM179 151V150H178ZM226 151H230V149L229 150H226ZM241 151V150H240ZM239 151V152H240ZM248 151H250V149L248 150ZM29 152V151H28ZM42 152H44V151H42ZM52 152V151H51ZM54 152V151H53ZM65 152H66V150H65ZM74 152H76V151H74ZM82 152V151H81ZM84 152V151H83ZM82 152V153H83ZM184 152V151H183ZM214 152H215V150H214ZM225 152V151H224ZM235 152V151H234ZM251 152V151H250ZM25 153V152H24ZM37 153V152H36ZM46 153H48V152H46ZM80 153V152H79ZM162 153V152H161ZM203 153H206V152H203ZM221 153V152H220ZM219 153V154H220ZM237 154H238V152H236ZM240 153H242V152H240ZM259 153V152H258ZM27 154V153H26ZM42 154V153H41ZM52 154V153H51ZM51 154H49V155H51ZM78 154V153H77ZM76 154V155H77ZM184 154V153H183ZM207 154V153H206ZM211 154V153H210ZM225 154H226V152H225ZM247 154H248V152H247ZM251 154V153H250ZM24 155V154H23ZM33 155V154H32ZM36 155V154H35ZM80 155V154H79ZM180 155V154H179ZM187 155H189V154H187ZM208 155V154H207ZM213 155V154H212ZM211 155V156H212ZM231 155H232V153H231ZM230 155V156H231ZM8 156V155H7ZM10 156H12V155H10ZM25 156V155H24ZM84 156V155H83ZM186 156V155H185ZM204 156V155H203ZM220 156V155H219ZM229 156V155H228ZM37 157V156H36ZM39 157V156H38ZM80 157V156H79ZM82 157V156H81ZM165 157H167V156H165ZM236 157V156H235ZM259 157V156H258ZM10 158V157H9ZM76 158V157H75ZM198 158V157H197ZM212 158V157H211ZM226 158V157H225ZM228 158V157H227ZM226 158V160H228ZM255 158V157H254ZM73 159V158H72ZM77 159V158H76ZM80 159V158H79ZM82 159V158H81ZM80 159V160H81ZM194 159H195V157H194ZM201 159V158H200ZM208 159H210V158H208ZM221 159V158H220ZM237 160L239 159L238 157L236 158ZM256 159H258V158H256ZM255 159V161L257 162V160ZM12 160V159H11ZM46 160V159H45ZM75 159H73L71 162L73 163V161H74ZM211 160H213V158L211 159ZM218 160V159H217ZM230 161H232L231 159H229ZM251 160V159H250ZM25 161V160H24ZM34 161V160H33ZM40 161V160H39ZM83 161V160H82ZM81 161V162H82ZM86 161V160H85ZM198 161V160H197ZM206 161V160H205ZM209 161V160H208ZM26 162V161H25ZM30 162V161H29ZM28 162V163H29ZM50 162V161H49ZM54 162V161H53ZM70 162V163H71ZM195 162V161H194ZM233 162V161H232ZM252 162V161H251ZM254 162V161H253ZM27 163V162H26ZM32 163V162H31ZM40 163V162H39ZM84 163V162H83ZM209 163V162H208ZM211 163H213L212 161H211ZM219 163V162H218ZM231 163V162H230ZM15 164V163H14ZM17 164V163H16ZM42 164V163H41ZM52 164V163H51ZM81 164V163H80ZM80 164H78V165H80ZM86 164V163H85ZM84 164V165H85ZM197 164L199 165V163L197 162ZM204 164V163H203ZM229 164V163H228ZM30 165V164H29ZM50 165V164H49ZM77 165V164H76ZM176 165V164H175ZM213 164H211V166H212ZM13 166V165H12ZM34 166V165H33ZM100 166H102V165H100ZM173 166V165H172ZM204 166V165H203ZM257 166V165H256ZM16 167H17V165H16ZM20 167V166H19ZM42 167V166H41ZM83 167V166H82ZM85 167V166H84ZM213 167V166H212ZM239 167V166H238ZM237 167V168H238ZM29 168V167H28ZM64 168H65V166H64ZM79 167L77 166V169H78ZM215 168V167H214ZM226 168V167H225ZM233 168V167H232ZM241 168V167H240ZM19 169V168H18ZM23 169V168H22ZM27 169V168H26ZM30 169V168H29ZM54 169V168H53ZM70 169V168H69ZM76 169V168H75ZM80 169V168H79ZM218 169V168H217ZM62 170V169H61ZM230 170V169H229ZM232 170V169H231ZM230 170V171H231ZM19 171H21V170H19ZM70 171H72V170H70ZM255 171V170H254ZM15 172V171H14ZM40 172H42V171H40ZM78 172V171H77ZM180 172V171H179ZM183 172V171H182ZM204 172V171H203ZM55 173V172H54ZM61 173V172H60ZM59 173V174H60ZM90 173V172H89ZM88 173V174H89ZM256 173V172H255ZM16 174V173H15ZM25 174V173H24ZM26 174H28V173H26ZM38 174V173H37ZM65 174H66V172H65ZM250 174V173H249ZM32 175V174H31ZM54 175V174H53ZM257 174H255V176H256ZM55 176V175H54ZM57 176V175H56ZM63 176V175H62ZM189 176V175H188ZM212 177V176H211ZM214 177V176H213ZM251 177H253V175L251 176ZM22 178V177H21ZM27 178V177H26ZM19 179V178H18ZM17 179V180H18ZM58 179V178H57ZM210 179V178H209ZM213 179V178H212ZM216 179V178H215ZM218 179V178H217ZM13 180V179H12ZM11 180V181H12ZM15 180V179H14ZM23 180H25V179H23ZM29 180V179H28ZM60 180V179H59ZM69 180H72V179H69ZM68 180V181H69ZM182 181V180H181ZM214 181V180H213ZM15 182V181H14ZM21 182V181H20ZM23 182V181H22ZM70 182V181H69ZM183 182H185V180L183 181ZM215 182V181H214ZM216 182H218V181H216ZM216 182L215 183H209L208 184V186L205 184L204 185V187H201L202 189H204L206 192L204 193L205 195H207V196H212L214 193H216V191L218 190V188L219 189H223V192H224V194L226 193V191H228L229 193H230V191H232V188H230V187H227V186H225V185H223L222 187H220V186H218L217 184H216ZM16 183V182H15ZM18 183V182H17ZM25 183V182H24ZM28 183V182H27ZM26 183V184H27ZM29 183H30V181H29ZM59 183V182H58ZM176 183V182H175ZM221 183V182H220ZM19 184V183H18ZM31 184V183H30ZM29 184V185H30ZM67 184V183H66ZM72 184V183H71ZM75 185V184H74ZM159 185V184H158ZM184 185H186V184H184ZM183 185V186H184ZM232 185V184H231ZM39 186V185H38ZM42 186V185H41ZM40 186V187H41ZM58 186V185H57ZM60 186V185H59ZM26 187H28V186H26ZM25 187V188H26ZM30 187V186H29ZM173 187V186H172ZM179 187V186H178ZM186 187V186H185ZM184 187V188H185ZM71 188V187H70ZM169 188H171V187H169ZM188 188V187H187ZM240 188V187H239ZM23 189H24V187H23ZM30 189H31V187H30ZM29 189V190H30ZM33 189V188H32ZM37 189V188H36ZM72 189V188H71ZM75 189V188H74ZM235 189V188H234ZM241 189V188H240ZM21 190V189H20ZM25 190V189H24ZM28 190V189H27ZM77 190V189H76ZM230 190V191H229ZM16 191V190H15ZM72 191V190H71ZM31 192H32V190H31ZM61 192V191H60ZM65 192V191H64ZM237 192H239V191H237ZM236 191H234L233 193H236V194H238V195H240L239 193H237ZM26 193V192H25ZM34 193V192H33ZM32 193V194H33ZM17 194H18V192H17ZM21 194H23V193H21ZM29 194V193H28ZM59 194V193H58ZM62 194H63V191H62ZM223 194V195H224ZM35 195V194H34ZM226 195V194H225ZM20 196V195H19ZM88 197V196H87ZM228 197V196H227ZM80 201V200H79ZM227 201H228V199H226L224 202H223V205H225L226 207L228 206L227 205ZM89 205V204H88ZM235 205H236V203H235ZM131 208V207H130ZM144 208V207H143ZM117 210V209H116ZM125 210V209H124ZM227 210H228V208H227ZM123 215V214H122ZM100 216V215H99ZM186 219V218H185ZM208 222V221H207ZM71 224V223H70ZM210 232V231H209ZM218 232V231H217ZM220 234V233H219ZM217 235V234H216ZM159 237V236H158ZM207 239V238H206ZM72 250V249H71ZM153 260V259H152ZM232 260V259H231Z\"/></svg>", "mask_w": 264, "mask_h": 264}]
</instances>
